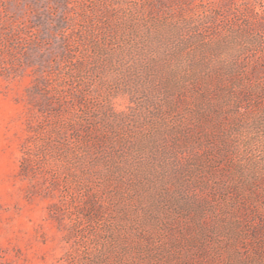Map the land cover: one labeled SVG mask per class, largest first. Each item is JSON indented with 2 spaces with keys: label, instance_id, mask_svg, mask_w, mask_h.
Listing matches in <instances>:
<instances>
[{
  "label": "rangeland",
  "instance_id": "obj_1",
  "mask_svg": "<svg viewBox=\"0 0 264 264\" xmlns=\"http://www.w3.org/2000/svg\"><path fill=\"white\" fill-rule=\"evenodd\" d=\"M0 264H264V0H0Z\"/></svg>",
  "mask_w": 264,
  "mask_h": 264
}]
</instances>
